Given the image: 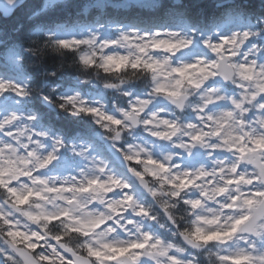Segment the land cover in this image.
<instances>
[{"label": "snow or ice", "instance_id": "6c2138e0", "mask_svg": "<svg viewBox=\"0 0 264 264\" xmlns=\"http://www.w3.org/2000/svg\"><path fill=\"white\" fill-rule=\"evenodd\" d=\"M0 16V264H264V0Z\"/></svg>", "mask_w": 264, "mask_h": 264}, {"label": "clouds", "instance_id": "9594fccd", "mask_svg": "<svg viewBox=\"0 0 264 264\" xmlns=\"http://www.w3.org/2000/svg\"><path fill=\"white\" fill-rule=\"evenodd\" d=\"M158 151H171L172 148H171V145H162V146H159Z\"/></svg>", "mask_w": 264, "mask_h": 264}, {"label": "trees", "instance_id": "16d2710c", "mask_svg": "<svg viewBox=\"0 0 264 264\" xmlns=\"http://www.w3.org/2000/svg\"><path fill=\"white\" fill-rule=\"evenodd\" d=\"M28 2H30V3H36V2H38V0H29ZM145 11H147V10H145ZM3 22H4L3 17L0 16V24H2Z\"/></svg>", "mask_w": 264, "mask_h": 264}]
</instances>
